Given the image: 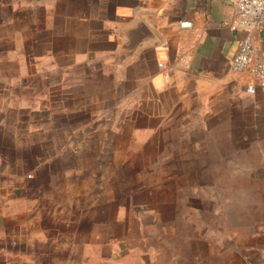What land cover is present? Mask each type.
Returning a JSON list of instances; mask_svg holds the SVG:
<instances>
[{
	"label": "crops",
	"instance_id": "crops-1",
	"mask_svg": "<svg viewBox=\"0 0 264 264\" xmlns=\"http://www.w3.org/2000/svg\"><path fill=\"white\" fill-rule=\"evenodd\" d=\"M233 5L0 0V264H264V211L237 249L170 225L187 191L197 215L217 199L207 169L264 201V86L232 69ZM253 41L264 58V25Z\"/></svg>",
	"mask_w": 264,
	"mask_h": 264
},
{
	"label": "rangeland",
	"instance_id": "rangeland-1",
	"mask_svg": "<svg viewBox=\"0 0 264 264\" xmlns=\"http://www.w3.org/2000/svg\"><path fill=\"white\" fill-rule=\"evenodd\" d=\"M242 152L240 150L235 151L233 154V159L236 163L243 161ZM212 172L215 177L216 182L211 186L203 184L201 186L202 194H216L217 199H209L201 202V212L197 215L200 208L198 201L188 200L190 193L186 192V198L182 203V206L187 210H191V216L185 217L182 221H172L173 217L170 218V225L174 226L175 229L177 225H182L186 231V237L192 236L193 233L198 232L192 228V225L200 227L201 237L206 240L208 236L211 237L209 232L216 233V242L220 248H225L227 245L237 249L240 246L241 241L246 237L249 230H258L259 217L262 216L261 211H264V201H259L256 199L258 195L257 184H246L249 180L243 172L239 169H234V183L232 185L236 192H246V196H250L248 200H230L225 197L226 192H224L223 186L219 184V178L223 177V169H207L204 170L205 177L208 179L209 172ZM256 178L254 179V181ZM252 181V180H249ZM196 210V215L193 216V210ZM174 229V230H175ZM178 236V233L166 237V240L174 242ZM223 251V249H220Z\"/></svg>",
	"mask_w": 264,
	"mask_h": 264
},
{
	"label": "built area",
	"instance_id": "built-area-1",
	"mask_svg": "<svg viewBox=\"0 0 264 264\" xmlns=\"http://www.w3.org/2000/svg\"><path fill=\"white\" fill-rule=\"evenodd\" d=\"M234 20L231 28L243 32L238 42L237 51L231 61L235 72H247L264 86V58L254 46L253 36L264 25V0H234ZM192 22L183 20L180 26L191 27ZM247 90L254 93V84H249Z\"/></svg>",
	"mask_w": 264,
	"mask_h": 264
}]
</instances>
